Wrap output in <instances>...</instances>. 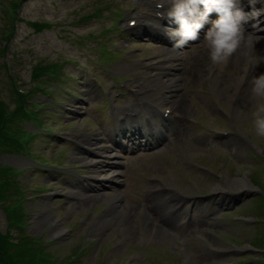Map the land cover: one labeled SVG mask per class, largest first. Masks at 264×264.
I'll return each instance as SVG.
<instances>
[{
	"label": "rangeland",
	"instance_id": "1",
	"mask_svg": "<svg viewBox=\"0 0 264 264\" xmlns=\"http://www.w3.org/2000/svg\"><path fill=\"white\" fill-rule=\"evenodd\" d=\"M108 1L110 0H30L25 3L17 14V17L20 18V20L15 22L17 31L12 36V47L10 50V52L15 53L13 56L8 55L10 71L21 78V80L25 83L23 85L24 87H29V85L32 84L30 80L31 64L34 62L32 54L38 55V58L40 59L48 54L51 58L50 59L48 57L49 60H53L55 55L52 54V51L56 49L66 55L78 57V51L84 50L82 45L77 42L78 36L81 34L95 32L104 25V22L95 17V21L92 20L94 19L92 18L87 21L85 26L80 28L67 26L65 22L68 20L73 21L76 17H92L94 16L93 8H99L102 4L108 3ZM116 1L126 8L132 7V5L128 4L130 3V0ZM111 10H113V7H110V10L107 8L101 10L99 15L100 18H103L104 20L107 19ZM43 19H52L57 22H61L40 31H34L28 24L34 20L42 22ZM8 23L9 21L6 19V24ZM105 23H109V20H105ZM203 43L204 42L194 47L188 55L190 56L192 51L194 54L199 53L201 49L206 50L207 46H204ZM255 45L257 48V42H255ZM111 47L113 48L114 46L111 45ZM17 56L23 59L22 63H19V59L16 58ZM69 66L70 64H66L63 67V72L69 73ZM188 66L189 61L187 68ZM204 71L205 68H202L198 72L199 75H201ZM233 74L234 68L230 64L226 73L220 78V81L224 83L226 80L231 79ZM185 76L186 79L183 84H186V89L179 97L185 102V104H182L185 106H178L175 101V108L178 110L180 118L175 121L178 125H175L176 127L174 126L173 128L172 132H174V135L172 134V138L169 143L164 146V148L158 150L155 155L138 157L136 160L129 163V166L126 169L127 184L125 188L128 205L124 208L125 214L122 216L120 215L118 218V226L112 231L115 234L109 232V234L103 238V240H105V246H95L93 242L86 241L85 238L89 240L90 238L88 235L84 238L81 229L82 226H77L73 233H66L65 240L62 242L59 239H55L56 247L54 248H46L43 238H27L30 241L32 253L26 257H29L33 253L46 254V256L56 262V264L61 262L67 263L66 260L63 261L62 259H67L69 254L75 249L76 245L77 251L83 250L82 253L84 252V254L81 253L80 259L76 260V262L72 261L71 264H125L126 258H128L131 252L137 253L136 249L139 246H148L155 248L150 251L154 260L151 261L147 259V262L144 264H179L182 263L180 259L184 258H182L178 246H169V241L175 242L178 238H186L185 240H187L188 244V253L196 260V264H223L228 260H237V262H244L245 264H264V257L261 255L264 252L241 251L233 256H220L215 254L217 248L231 249L234 247L232 244H237L242 247L248 245L249 243H255V240L259 239L264 233V198H260L258 195L254 196L256 195L254 193L249 194L245 198L240 197V201L238 202V204L240 203L239 205L234 203L231 207H229L237 208L235 211L232 212L231 209L221 212L216 211L213 213L216 216L210 218L207 217L212 222L213 226L211 228H215L212 232H207L208 242L199 240L196 238L195 234L191 235L192 232L188 234V232H186L187 230H184L183 227L176 226L177 220L185 218L184 213L176 215L175 218H170L171 225L166 226L163 229V231H165L163 232V236L158 237L154 241L147 242L149 225L145 226L146 222L144 217L137 211L138 205L142 200H144L150 208H154L155 218L153 223L150 224L151 226H154V228L161 226L160 217L163 213L165 215L167 214V208L170 206L161 199V195L163 194L158 193L160 191V185L151 179L152 175L162 177L166 182L171 181L174 186H177L186 194H193L194 186L199 188L201 191H208V193H211L213 192L211 188L217 186L219 180L212 173L202 170V167L208 166L216 173L230 179L241 180L242 175H245V177L249 178V180L259 178L262 189H264V168L252 163L250 160H246L245 158L243 159L240 155V151H238L237 157L231 153L233 157L236 158L238 162L236 163L233 158L228 155L226 149L230 150V148L225 145V141L215 142L214 140H211L213 135L209 131L198 128L195 124L188 120L191 116H197L204 121L209 128L227 127L226 122L222 120L216 112H214V109H211L207 97L202 93L203 85L201 84V81H195L187 69ZM9 88L10 87L8 85H1L0 83V96L2 95L7 101H10L9 96H11L8 92ZM218 91H220V88ZM218 99L224 107H229L231 105V98L227 91L224 92L223 90ZM248 101L249 98L244 97V99L239 101V103L235 106L233 123L239 131L245 132L253 137L254 142L263 150L264 137L257 136L252 125L251 113L253 101L251 103ZM65 115L66 114L64 112L58 113L59 118H63ZM50 140L51 139L35 138L29 143V147H33L34 152L43 154V157H45L43 160H46L47 158L52 157V154L54 153L52 151L54 149V143ZM6 155L13 156L11 154H2L0 155V162H8L16 165L12 163L8 158L9 156ZM35 173L36 175L34 176H32L30 172L27 175L25 174L23 180L25 185L24 187L23 185L21 187V189L26 187L24 189L25 195H31L35 189L47 187L51 181H53L44 174L38 173L37 171ZM30 175L32 178L29 177ZM15 180L18 184H21L17 176H15ZM248 186L252 190L254 189V186L251 183ZM235 191L236 189L234 187L230 189L231 193H234ZM165 193L173 196L176 195L173 191H167ZM213 198H215V195L209 197L208 199ZM83 200L84 198L81 199V201ZM89 201L90 202L86 200L83 201V203L78 201L77 208H84L87 207V205L90 207L100 208L105 202H107V199L104 197L102 202L100 199H91ZM198 203L201 204V201ZM24 205V208H26L29 212V216L26 218L28 223H25L26 225H29L28 229L33 231V228L35 227L41 228L38 232L36 231L35 234H42V237L45 234V238L49 239L48 237L51 236L53 223L47 222L41 225L37 222V219L34 218V215L43 211L42 208L39 207V201L35 198L33 201H26ZM180 205V208H189L191 206L190 204L187 205V201L184 199H182ZM90 207L83 210L84 214H82V216L84 218H88L93 215L98 217L101 215V212H91ZM56 208L61 207L56 205ZM62 208H65V206ZM58 212L63 213L64 211L59 209ZM51 213L54 218L56 215L54 212ZM194 215H206V211L195 209ZM238 216L251 217L256 219L255 222L257 223H251V221L247 222L245 218H239ZM201 219H204V217H201ZM85 223H87V220H85ZM65 224L63 223V226L67 227ZM173 224L175 225L174 227ZM122 225H126V227L123 226L125 228V235L123 236L124 244L115 252L102 254V252L108 248L114 240H119V226ZM187 225H189V223H187ZM0 228L2 229V227ZM13 231L16 232L17 230L14 229ZM113 237L114 240H112ZM152 244L155 246H152ZM211 248H213L214 252ZM158 252L165 254L167 256V261L161 262L159 259H156L155 256H157L156 253ZM176 256L177 258L174 262H172L171 259ZM162 257L165 259L164 255H162Z\"/></svg>",
	"mask_w": 264,
	"mask_h": 264
},
{
	"label": "clouds",
	"instance_id": "2",
	"mask_svg": "<svg viewBox=\"0 0 264 264\" xmlns=\"http://www.w3.org/2000/svg\"><path fill=\"white\" fill-rule=\"evenodd\" d=\"M258 0H248L251 11H245L242 0H157V7L166 9L162 19H167L177 27H166L165 33L172 41V46L182 49L190 42L200 38V32L205 25H210L204 32V41L209 50V58L214 65L227 64L229 58L244 47L248 61H251V51L259 37L251 33L246 35V25L261 14V10L255 8ZM215 13L216 19L210 20ZM260 61L246 63L247 79L249 68L259 66ZM249 95L253 101L252 125L257 136L264 137V72L251 76L247 81ZM238 91V89H237Z\"/></svg>",
	"mask_w": 264,
	"mask_h": 264
},
{
	"label": "bare ground",
	"instance_id": "3",
	"mask_svg": "<svg viewBox=\"0 0 264 264\" xmlns=\"http://www.w3.org/2000/svg\"><path fill=\"white\" fill-rule=\"evenodd\" d=\"M260 18H258V20L256 22H258L256 24L257 27H259V25L261 26V31L260 29H256L253 31V33L250 32V30H248V32H246V35L248 33H251L253 36L255 37H259L258 41H257V44H258V47H257V55H258V58L260 60V64H259V67H258V73L260 72H264V25H262V22L259 20ZM258 34H261V36H257ZM247 52L246 48L244 47H241L240 49L237 50V52L235 54H233L231 56V60L230 62L234 64L235 68H236V71L234 73V75H236V79H229V80H226L224 83L223 82H220V91H219V95L222 94L223 90L224 92L227 91L228 92V95L230 96V98H233L234 100H238V98L240 96H245V92H246V84L247 82L245 81L244 82V85L243 87L241 86V80H242V76L244 74V70H245V65H246V55L245 53ZM192 60H193V66L194 67H199V68H202L204 66H207L208 65V53H207V57H206V53H205V50L202 52V53H199L198 55L196 56H193L192 57ZM250 69V68H249ZM170 80H173L172 77H170ZM238 89V91H237ZM182 99H179L177 100V104L181 107H184L185 105H182L183 103L185 104V102L183 101ZM249 103L252 102L250 96H249ZM229 144L234 148V150H238L239 149V146H236L235 143L233 141H229ZM224 181H221V182H218L217 186H214L213 188H211V190H218L220 191L219 193H217V195H219L220 193L226 195V192H224L223 190L225 189L226 185L227 187H232L234 186L235 189L237 190L236 191V195L238 198H240L244 193H246V191H248V189H244L246 186H248V184L243 181V180H240V179H233V180H228V179H225L223 178ZM227 197V196H225ZM114 197L111 196L110 197V201H113ZM161 199L163 200V202L165 203H172V202H175V201H178L177 198H174L171 194H163L161 195ZM124 212L122 213H119V215H124L123 214ZM52 218V213H50L49 211L43 215V217L40 219L39 221V224L40 223H47L51 220ZM161 223H162V229H156L154 230L155 231V234L156 235H163L165 231H163V229L166 227V226H170L171 223H170V220L168 218L165 217V215H161ZM164 223V224H163ZM43 225V224H41ZM56 227H58L56 229V231H52L56 234H58L59 232L62 233V228L58 225H56Z\"/></svg>",
	"mask_w": 264,
	"mask_h": 264
}]
</instances>
